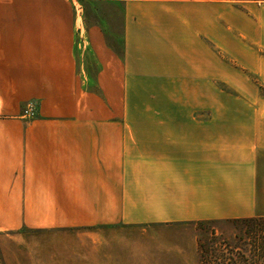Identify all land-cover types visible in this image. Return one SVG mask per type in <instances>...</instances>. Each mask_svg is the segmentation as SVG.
<instances>
[{
    "label": "crops",
    "instance_id": "crops-1",
    "mask_svg": "<svg viewBox=\"0 0 264 264\" xmlns=\"http://www.w3.org/2000/svg\"><path fill=\"white\" fill-rule=\"evenodd\" d=\"M233 1L0 0V264L31 233L68 240L52 264H197L166 228L264 218V132L203 117L218 82L245 92L215 52Z\"/></svg>",
    "mask_w": 264,
    "mask_h": 264
},
{
    "label": "rangeland",
    "instance_id": "rangeland-1",
    "mask_svg": "<svg viewBox=\"0 0 264 264\" xmlns=\"http://www.w3.org/2000/svg\"><path fill=\"white\" fill-rule=\"evenodd\" d=\"M231 4L233 10H229V16L233 15L234 22L229 24V31L220 32L221 47L215 52L219 60L235 66L234 70L238 77L234 79L239 82L237 86L245 92L236 91L227 81L218 82V88L225 92L226 96L203 95V117L251 119L252 122L255 120L254 130H257L258 135L251 139L256 138L259 141L260 134L264 132V83L259 79L256 68L260 69L261 61L264 60V0H235ZM220 20V28H223L226 23L221 18ZM244 27L246 28L243 29ZM233 39L248 43L253 54L242 53L243 48L229 46L228 42H233ZM233 48L240 52L243 59L250 62L249 65H254L255 70L238 64L232 58ZM242 77H245V81ZM253 86L256 87L254 93L251 92ZM166 229L186 235L185 242L176 240L179 242L177 248L184 252L190 245L197 264H264V218L209 219ZM81 231L83 230L78 232ZM30 235L33 236L29 238L32 242L28 240L26 247H23L27 264H52L63 257L57 251V247H65L67 245L65 241L68 240L55 239L49 234ZM165 241L166 239H157L152 242L157 247L163 245ZM166 244L168 245V242ZM52 247H55L53 253ZM142 249L145 250L146 246L143 245ZM163 250L164 247L161 248V252ZM174 252H178L177 249ZM181 263L192 262L187 258L181 259Z\"/></svg>",
    "mask_w": 264,
    "mask_h": 264
},
{
    "label": "built area",
    "instance_id": "built-area-1",
    "mask_svg": "<svg viewBox=\"0 0 264 264\" xmlns=\"http://www.w3.org/2000/svg\"><path fill=\"white\" fill-rule=\"evenodd\" d=\"M23 118L31 119L34 117V103L32 101L25 102L24 106L22 107V113Z\"/></svg>",
    "mask_w": 264,
    "mask_h": 264
}]
</instances>
